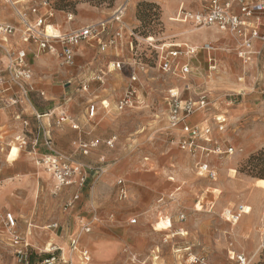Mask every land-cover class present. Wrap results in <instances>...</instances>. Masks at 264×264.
Here are the masks:
<instances>
[{
	"label": "rangeland",
	"instance_id": "1",
	"mask_svg": "<svg viewBox=\"0 0 264 264\" xmlns=\"http://www.w3.org/2000/svg\"><path fill=\"white\" fill-rule=\"evenodd\" d=\"M13 1H19L18 6L26 8L39 0ZM47 1L53 12L49 21L64 31L86 26L79 21L90 12L98 11L105 15L103 19L112 17L110 20H113L118 9H123L121 24L117 23L116 27L124 28L123 38L117 44V51L114 47L102 51L96 44H80L71 66L59 65L53 53L47 54L55 61L56 74L61 76L60 84L65 88L60 99L49 101L42 95H38V99L36 95H28L27 100H20L21 96H13L20 100L14 107L24 104L28 115L32 110L43 112L59 108L49 117L53 148L82 164L87 179L81 190L66 187L56 192L52 176L39 162L41 156L49 153L42 137L48 129L41 120L29 116L26 129L15 130L10 121L1 126L0 264H194L191 263L193 256L203 260L196 264H239L237 255L246 257V264H264V179L257 176L264 174V166L254 171L251 166L258 163L249 161L264 148V112L259 109L260 105L264 106V63L251 73L247 70L249 66L243 69L237 61L231 42L205 40L202 43H211L212 50H204L202 43L194 45L198 48L187 60L189 74L182 76L178 68L173 73L160 72L159 44L166 38L173 36L179 40L185 32L200 30L188 22H178L174 11L182 5L192 12H200L204 0H177V5L176 0ZM3 3L4 0H0L1 6ZM130 5L133 15L129 24L125 15ZM164 10L171 13L166 19ZM39 12L44 13L45 9L40 8ZM67 14L73 16L72 21H67ZM259 24L263 25L264 19ZM16 30L20 34L18 25ZM209 34L207 29L190 36L202 39ZM131 41L137 52L136 59L132 50L129 51ZM110 53L114 55L101 62L102 56ZM207 53L216 61L217 69L213 72L208 70ZM113 59L120 62V69L112 68ZM133 75L135 81H131ZM249 76L256 80L254 88H249ZM221 78L233 79L241 88L235 91L220 88ZM130 87L135 88L137 100L132 108L119 112L115 105ZM170 92L178 93L181 98H197L204 93L210 98L209 117L226 112V129L218 143L232 147L234 154L203 159L199 154L180 151L165 130ZM89 105H95L92 117H89ZM7 107L11 106L0 100V115L9 119ZM61 111L78 130H73L68 122L56 125ZM79 130L80 138L70 139L71 131ZM22 134L28 137L29 143L20 149L15 137ZM91 136L99 139L88 140ZM35 137L38 143L33 146ZM113 138V148H109L106 141ZM98 140V145L88 155L76 150L80 141ZM101 156L105 159L102 167L98 166L96 171L86 167H95ZM182 157H189L191 172L178 178L176 163ZM126 160L134 164L131 179L123 171H117L118 165ZM202 161L215 169V180L199 175L198 165ZM152 162L153 166H149ZM159 170L171 172L165 179H157L160 184L150 199L141 196L134 181L142 175L152 181ZM19 171L23 174L17 176ZM104 175L115 177L108 182ZM118 180L128 189L126 200L118 197ZM76 194L79 199L71 207H65ZM240 206L243 212L236 218L232 214H236ZM147 207H153L154 214L145 225L141 211ZM101 211L109 213L107 220L100 219ZM10 213L15 218L13 229H9L4 220ZM132 219H136L135 224L129 223ZM86 227H90L89 232L83 231ZM135 230L146 232L152 238L148 242L139 238L142 242H151V252H133V241L137 238L130 239V233ZM13 232L28 246L24 256L18 255V248L12 245ZM92 237L107 243L104 247L111 249V253L102 255L101 247L92 242ZM72 239L77 240L79 251H88L89 262H82L79 253L71 251ZM139 239L137 241L141 242Z\"/></svg>",
	"mask_w": 264,
	"mask_h": 264
},
{
	"label": "built area",
	"instance_id": "2",
	"mask_svg": "<svg viewBox=\"0 0 264 264\" xmlns=\"http://www.w3.org/2000/svg\"><path fill=\"white\" fill-rule=\"evenodd\" d=\"M9 4L17 19L20 30V41L24 48L10 47L8 44L9 38L17 32L16 27L10 24H0V51L6 55L4 63H0V94L12 92L11 97L5 100L6 105L14 106L19 104L20 100H27L28 95L35 92L33 84L30 83L33 73L29 66L27 55L30 47H35L37 53L49 52L59 58L63 65L71 66L74 62L75 52L78 46L84 44H96L102 51L109 48H117L118 42L123 38V30L121 25L114 30L113 34L108 37V23L100 21L93 25L79 27L75 30L64 31L58 25L51 23L49 19L53 17V12L49 7L47 0H39L29 7H19V2L13 0H4ZM40 8H44L45 12L41 13ZM203 9L200 12H189L181 9L177 15L178 22L190 24L196 29L213 28L226 33L229 38L235 43L236 56L244 63H249L254 55V43L262 41L264 43V33L261 32V24L259 22L264 19V0H204ZM113 16V21L121 24V11ZM72 15L67 14V21H72ZM256 21L257 26H249V21ZM150 38H148L149 40ZM147 40V41H148ZM130 50L134 53L136 59V50L132 41L129 43ZM158 52L159 70L162 74L173 73L179 69L181 75L185 76L190 73V64L187 61L193 57L197 48L188 46L176 45L173 43H160ZM206 51H211L212 46L205 44L202 47ZM208 70L213 72L216 70V61L208 57ZM140 65V63L138 64ZM142 66V64L140 65ZM121 64L115 63L114 69H120ZM136 76L133 75L131 81H135ZM136 90L134 87L127 89L126 93L116 103L115 109L119 112L126 108H132L135 103ZM42 95V94H40ZM21 96L20 100L16 97ZM196 100L192 98L182 99L178 93H171L168 96V127L167 133L171 134L172 139L176 141L178 149L182 152L191 154H200L204 159L209 156H231L234 154L232 147L223 143H218L223 136V132L227 125L226 113L217 112L213 116L199 125H188L186 120L196 113L208 112L209 101L205 94L197 96ZM19 99V98H18ZM104 105V103H103ZM109 105L104 106L107 108ZM95 112V106L89 108V117H92ZM47 115V114H46ZM44 116L34 113V118L40 121ZM56 125L61 126L65 123H70L73 130H78L77 125H72L71 119L64 111H61L57 116ZM28 120H22V129L28 126ZM178 131L181 134L177 139L174 138V132ZM43 142L49 153L41 156L39 162L53 179V188L56 192L66 187H75L81 190L86 182V168L77 163L71 155L59 154L53 148V142L49 137V131L42 133ZM176 139V140H175ZM15 142L19 148H26L29 143L28 137L24 134L15 137ZM115 138L106 142V146L113 148ZM38 137H35L32 145L36 146ZM98 145L97 141L81 142L77 144L76 150L84 155L94 149ZM199 175L210 180L216 179V171L212 169L206 161L200 162L198 165ZM101 171L100 168H98ZM97 170V171H98ZM96 171V170H95ZM102 172V171H101ZM118 197L120 200H126L128 189L122 180L117 181ZM79 199L78 194L74 195L72 201L65 204V207H71L72 203ZM243 212V207L240 206L236 214V218ZM180 219L183 216L180 215ZM6 226L13 229L15 218L12 214L4 217ZM236 223L235 220L231 221ZM136 219H132L129 223L135 224ZM84 232H89L90 227H86ZM12 245L18 248L17 253L24 256V251L27 245L15 232L11 235ZM71 251L78 252L82 262H89L90 256L88 251L78 250L77 240L70 241ZM239 264H246V257L237 255ZM203 263V260L197 257H191V263ZM49 263V262H47ZM46 263V264H47Z\"/></svg>",
	"mask_w": 264,
	"mask_h": 264
},
{
	"label": "crops",
	"instance_id": "3",
	"mask_svg": "<svg viewBox=\"0 0 264 264\" xmlns=\"http://www.w3.org/2000/svg\"><path fill=\"white\" fill-rule=\"evenodd\" d=\"M196 1H199V0H196ZM2 5L3 6H1V4H0V24L7 23V24H10V25L16 27L18 25L17 24L18 20L16 18L15 13H13L11 8L5 3V1H4V3ZM176 5H177V0H176ZM195 7H197V6H195ZM202 7H203V5H201V8ZM181 9H184L186 11L192 12L191 10L183 8V6L181 5V6L178 7V9H176L177 11L176 10L174 11L176 13L175 15H178V13H179V11ZM113 14H112V16H113ZM170 14H171L170 11H168V10L165 11L164 10V19H166V17L168 18ZM132 15H133V10H132V6L130 5L129 11L125 15V18H126L125 20L129 24H130V22H132ZM104 16H105L104 14H102V13H100L98 11L90 12L89 16L87 18H82L79 21V23L88 26V25H93L94 23H97V22H100V21H106V22H108V27H107V28H109L108 32H109L110 35H112L114 30L117 29L116 27L118 26V24L116 22H114L113 20H110L112 17L109 20H105V19H103ZM182 24H184V23H182ZM248 25L250 27L251 26L255 27L258 24H257L256 21L252 20V21L248 22ZM260 28H261V32L264 33V24L261 25ZM207 29L210 30V34L208 36H203L202 39H196L195 37L190 36L191 34H194L196 32L202 31V30H207ZM185 35H187V36H185ZM220 39H224V40H226L228 42H231L232 43V47H235V43L232 42V40L229 38V36L226 33L222 32V31H218L217 29H213V28H202L200 30H195L194 32H187V33L185 32L184 35L182 34V37L179 40H178V38L172 36V37H170V39L166 38V40L163 41V43L169 42V43H173V44H176V45H181V46L185 45V46L192 47V48H198L197 46H194V45H200V43H202V41H205V40H210V41H213V42H217ZM8 44L10 45V47H14V48L15 47L16 48H24L25 47L24 45H22V43L20 41V34L18 32L14 36L9 38ZM127 44H128V42H127ZM127 44H126V46H128ZM205 44H210L211 45V43H205V42L202 43L203 46ZM30 48H31V50H29V52H28L27 60H28L29 66H31V70H32V73H33L31 84H33L34 89H35V92L31 93L30 95H36L34 97L38 99L39 98L38 95L42 94L43 99H46V97H47L49 101H56V100L60 99L62 97V95L64 94V92H65V88H63V84L62 85L60 84L61 76L56 74L57 73V65L55 64V61L49 55H47V54H50V53H48V52L37 53V49L35 47H30ZM128 49H129V47H128ZM263 49H264V43L262 41H256L254 43V49H253L254 55L251 57V59H250L251 61L249 63H244L239 58H237L236 55L235 56L237 58V61H240L241 65L243 66V69L244 68L246 69V67L249 66V67H247V70H249L251 73H253L254 69H257V67L259 65H262L264 63V52L262 51ZM78 50L79 49L76 50L75 56H76ZM114 50L117 51L118 48H116ZM129 51H130V49H129ZM113 55H111V53L109 55H103L101 62H104V60L107 59V58L110 59L111 58L110 56H113ZM207 55H208L207 57H209L208 53H207ZM222 56H225V54L222 55ZM53 57H55L56 61H58L59 65H60L59 58L56 57L55 55ZM115 57L118 58L119 54H116ZM5 60H6L5 53L3 51H0V63L1 64L4 63ZM115 63H120V62L118 60L113 59V61L110 62V64L112 65L113 69H114ZM221 63H222V66H223L225 62L222 61ZM111 65L109 66V68H110L109 72L112 71L111 70ZM216 69H217V65H216ZM242 72L244 73L245 71H242ZM221 79L222 80L219 83L220 88L221 87H227V88H229V89H231L233 91L241 88V85L237 84L233 79H229V78H221ZM242 80H243V78H239V81H242ZM248 83H249V88H254V85L256 84V80H253L249 76V82ZM11 94H12V92H7L5 94H0V100H7V98L11 97L10 96ZM201 94H204V93H201ZM198 95H200V94H198ZM186 98H182V99L186 100ZM197 98H192V99L196 100ZM207 98H208V101H209V104H210V98L209 97H207ZM262 101H261V103H262ZM90 106L91 105H89L88 110H89ZM259 109H260V111L264 112V106L260 105ZM1 110L2 109H0V111ZM5 111H6L7 115L9 116V119H7V118H5V117L0 115V128L4 124H6L8 121H10V124L12 126H14V129L18 130V129H20L22 127V120H25L29 116H31L33 118L34 112H36V113H39V115H43L44 114V116L41 118V123L44 124L46 129H48L49 137H50L51 129L48 126H50L51 119L49 117L51 116V113L58 112L59 108H55L53 110L52 109H44L43 112H37L36 110H32L30 112V114L28 115V113H27L28 111H26V109L24 110V104L23 105L21 104L20 106L7 107V110H5ZM224 113H226V112H224ZM166 116H167V122H166V129L165 130L167 132V127H168V104H167V114H166ZM207 118H209V115L207 114V112L206 113L205 112L204 113L203 112L202 113L199 112V113H196V114L190 116L186 120V123L188 125H191V126L192 125H199V124H203L204 121H206ZM20 131L22 132V129ZM68 131H70V130H68ZM79 132H80V130L78 132L71 131L72 137H70V139L71 138H73L74 140L79 139L80 138ZM168 134L171 136L170 133H168ZM174 134H175L174 138H176V139L181 136V134H179L178 131H175ZM217 137L219 138L220 136H217ZM170 138H172V137H170ZM91 139L92 140L93 139L97 140V139H99V137H94V136L88 137V140H91ZM109 140H111V139H109ZM52 141H53V139H52ZM84 142H86V141H84ZM97 142H99V140ZM187 153L191 154L189 152H187ZM104 160H105L104 156L98 157V160H97V162L95 164L96 166L93 165L95 167H91L92 165H90V166L86 165V167L89 170L93 171L98 166L102 167V165L104 164ZM10 165L12 167H14L13 163L10 164ZM176 165H177L176 169L178 171L177 172V177L178 178H181V176H183L184 174H188V173L191 172L189 157H187V158H184V157L179 158V160L177 161ZM149 166H153V162ZM133 168H134V164L130 160H128V161L126 160V161H124V162H122V163H120L118 165L117 171H123L122 173L124 175H126V176H129V178L131 179L132 176L134 175L133 174L134 173ZM170 172H171V170L170 171L169 170H164V171L159 170V172H157V174H156L157 177L154 178L152 181H149V179L147 177L142 175L140 177V179H137V180L134 181V184L141 191V196H144L147 199H150V197L152 196V193L157 189L158 185L160 184V180L158 181L157 179L158 178L159 179L160 178L165 179L166 177H168ZM16 174H17V176H20L23 173L19 171ZM114 177L115 176H112V175H107V176L104 175V178L106 180H108V182L111 181ZM141 212H142V221L146 225V223H148L153 217L154 208L153 207H149V208L147 207ZM108 216H109L108 212L101 211V214H100V219L101 220H107ZM178 233L181 234L182 236H184L182 233H180V232H178ZM136 238L137 239L143 238L146 241L147 240H152V238L149 237V235L146 232H142V231H138V230H135L134 232L130 233V239H136ZM91 239H92V242H94L98 247H101V254L102 255H105L106 253H111V251H112L111 249H105V247H104V245L107 244V243H105L101 239L99 240V239L94 238V237H92ZM137 239H136V241H133V242H135L134 245L132 246V249H133L134 253H144V252H151L152 251L153 246H152L151 242L147 243L148 241L145 242V240H143L144 242H142L141 239H139V240H141V242H139V241H137Z\"/></svg>",
	"mask_w": 264,
	"mask_h": 264
},
{
	"label": "trees",
	"instance_id": "4",
	"mask_svg": "<svg viewBox=\"0 0 264 264\" xmlns=\"http://www.w3.org/2000/svg\"><path fill=\"white\" fill-rule=\"evenodd\" d=\"M257 161V165L255 166H251L253 169L252 170H256L258 169L259 166H264V148H262V150L259 151V153H257L255 156L251 157L249 159V161ZM259 177V179H264V174H258L257 175Z\"/></svg>",
	"mask_w": 264,
	"mask_h": 264
},
{
	"label": "bare ground",
	"instance_id": "5",
	"mask_svg": "<svg viewBox=\"0 0 264 264\" xmlns=\"http://www.w3.org/2000/svg\"><path fill=\"white\" fill-rule=\"evenodd\" d=\"M123 13H124V11H123ZM122 14V11H121V13H120V15ZM151 39V38H150ZM181 74V73H180ZM183 76V75H182ZM182 232V231H181ZM82 235H83V233L82 234H79L78 236H77V240H79L81 237H82Z\"/></svg>",
	"mask_w": 264,
	"mask_h": 264
}]
</instances>
